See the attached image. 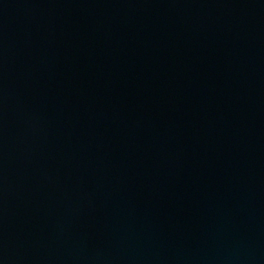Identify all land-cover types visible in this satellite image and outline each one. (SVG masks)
<instances>
[{
  "label": "water",
  "instance_id": "water-1",
  "mask_svg": "<svg viewBox=\"0 0 264 264\" xmlns=\"http://www.w3.org/2000/svg\"><path fill=\"white\" fill-rule=\"evenodd\" d=\"M0 264H264V0H0Z\"/></svg>",
  "mask_w": 264,
  "mask_h": 264
}]
</instances>
